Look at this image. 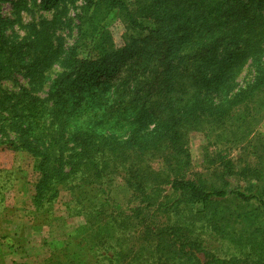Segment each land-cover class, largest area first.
<instances>
[{
  "label": "rangeland",
  "instance_id": "obj_1",
  "mask_svg": "<svg viewBox=\"0 0 264 264\" xmlns=\"http://www.w3.org/2000/svg\"><path fill=\"white\" fill-rule=\"evenodd\" d=\"M116 1L121 8L110 9L108 0H57L49 8L42 0H0V264H113L108 261L112 255L117 256V264H138L148 256V250L134 257L127 246L139 241L150 244L153 240L143 235L145 224H161L166 216L162 207L169 209V217L175 219L174 204L184 208L185 218L197 214V219L203 220L216 213L218 218H225L226 231L237 234L248 226V232L258 230L257 241L264 239V229L260 228L264 220L256 202L244 205L229 199L198 212V204L192 207L188 196L171 194L168 186L160 184L154 205L146 207L143 199L152 195L151 185L168 171L165 159L169 144L141 157L124 148L118 157L101 165L109 157L103 139L124 142L133 130L154 128L153 120L145 121V114L151 110L143 100L145 92L126 93L131 83L130 89L137 83L133 84L136 74L146 70L155 73L153 66L158 68L159 58L163 57L159 55L168 49L165 45L163 51L153 50L158 42L149 40L145 30H133L126 12L147 11L145 18L139 19L146 27L165 29L168 23H174L187 29L202 25L203 20L195 18L197 10L215 8L223 0ZM249 10L248 17L241 19L236 15L226 19L224 13H214L210 23L245 24L250 20L264 25V1L259 9ZM235 43L236 39L229 40L226 50L220 51L216 59L211 58L204 71L211 73L214 61L221 60L217 70L227 74L232 89L237 90L253 81L255 64L264 60V47L239 59L242 51L236 50ZM184 47L168 53L172 55L171 66L178 70L186 67L185 58L194 57L189 51L191 46ZM139 49L145 50L139 56L142 61L135 56ZM233 54L236 57L229 63ZM71 57L97 63L99 74L54 107L49 94L55 90V82L63 79L69 85L75 77ZM236 59L237 65L231 66ZM122 83H126V96L118 97L115 89ZM167 91H158L165 99L164 106L172 103L175 110L186 106L180 92ZM170 97L172 100L166 101ZM235 116L226 131L208 124L197 130L181 129L180 143L188 162L180 175L204 190L220 189L229 183L227 189L264 199L263 182L258 179L264 169V94L236 111ZM133 119L137 123L129 128ZM115 122V130L109 132L107 129ZM120 126L122 132L116 131ZM93 132L97 134L93 144L98 145L94 148L98 155L95 160L110 174L101 185L93 187H86L77 177L58 183L56 172L64 173L73 165L71 158L77 153L80 139L86 133L93 137ZM124 172L128 173L126 180L118 174ZM130 178L148 182L135 190L127 184ZM115 236L120 237L118 245ZM206 247L218 258H229L235 252L217 237H207ZM175 256L170 253L165 259L175 264ZM183 257L186 264H208L203 253L196 254V261L190 255ZM156 258L149 260L161 264Z\"/></svg>",
  "mask_w": 264,
  "mask_h": 264
},
{
  "label": "trees",
  "instance_id": "obj_2",
  "mask_svg": "<svg viewBox=\"0 0 264 264\" xmlns=\"http://www.w3.org/2000/svg\"><path fill=\"white\" fill-rule=\"evenodd\" d=\"M229 1V0H228ZM230 0L228 3L226 0L218 1L217 7L211 8L207 11L197 10L195 18L203 20L201 26L191 25L187 29L179 27L177 24L168 23L165 29H159V27H146L140 18H145L144 15L147 11H128V22L133 30L147 31L149 33V40L154 39L153 50L163 51L165 45L167 46V53L161 54L163 56L159 58L158 68L153 66V70L156 68L155 73L151 70H146L140 75L136 74L137 82L133 88L128 86V92L126 94L135 95L136 92H145V98L142 99L146 102V106H151L149 114H145V121L153 120L155 126L151 131H146V127H142L133 130L128 139L124 142L118 139L105 138L102 143L103 148H109V157L105 159L101 165L106 164L110 160L119 156L121 150L131 151L137 156H143L150 151H158L169 144V155L166 157L168 171L166 175L151 185L153 191L152 195L144 197L146 207L154 205V201L159 193V185H166L169 187L171 194H178V196H188V200L192 202L191 206L198 204L197 211L201 212L209 206L217 205L221 202L228 201L229 199L239 201L244 205H249L256 202L260 215L264 220V199L259 195L247 194L243 191L227 189L229 183L224 185L223 188L204 190L199 188L192 180L186 179L183 175H180L181 171L185 167L187 156H185V150L183 144L180 143L182 139V128L197 130L202 125L208 124L216 126L218 130L226 131L227 128L232 127V119L236 117V111L246 105L255 102V98L259 97L260 93L264 94V60L262 63L255 64L256 73L253 81L243 88L237 90L232 89L231 82L228 80L227 74L217 69L220 67L221 60L214 61V68L211 73L205 72L206 65L209 61L216 59V55L223 50H226V45L229 40L236 39V50L242 51V56L239 59L245 58L249 53H256L259 48L264 47V25L252 23L250 20H246L245 24H231V23H210L209 19L214 13H224L226 19L232 18L236 15L239 19L242 17H248L250 13V7L259 9L264 0ZM43 6L49 8L57 3V0H42ZM227 3V4H225ZM110 9L121 8V4L116 0H108ZM229 4V5H228ZM232 15V16H231ZM183 35L180 38L177 35ZM162 37L161 40L158 39ZM163 43V44H162ZM230 44V43H228ZM262 44V45H261ZM149 42L146 46H149ZM185 45L184 49L191 46L190 52H194L193 58H185L187 63L183 70L171 66L172 58L168 53L170 50L176 47ZM144 49H139L135 56L138 57L141 53H144ZM174 53V52H172ZM235 53V52H232ZM188 55V54H187ZM236 55L229 57V63L235 59ZM210 58V59H209ZM142 56L138 60H141ZM239 59H236L231 66L237 65ZM72 66L76 68L75 77L73 81L67 85L66 81L57 80L55 82V90L49 94L50 100L53 102V106L61 105L64 97L70 92L75 94L76 91H81L83 86L95 80L99 74V67L97 63H89L86 60L71 57ZM142 61V60H141ZM188 61H191L189 64ZM226 66L228 63H223ZM184 66V64L182 65ZM164 69L163 72L158 73V69ZM175 68V69H174ZM144 69V68H143ZM136 71H133V73ZM131 73V72H130ZM129 73V74H130ZM138 73V72H137ZM107 74H105L106 76ZM129 81V79L125 80ZM126 83L118 84L115 89V93L119 96L124 95V85ZM161 85V88H157ZM137 86V90H136ZM69 87L72 89L69 91ZM167 88V93H179L186 99V106L183 109L180 107L175 110V105L170 103L165 105L161 97L159 90ZM157 92V93H156ZM173 97L167 98L166 101L172 100ZM118 99L115 98V102ZM184 99L181 100V102ZM162 108V109H161ZM138 109V108H137ZM165 109L169 110L166 112ZM175 114V115H174ZM138 116V115H137ZM136 116V117H137ZM43 117V114H42ZM131 117V115H127ZM134 118V117H133ZM125 121V120H123ZM146 121V122H147ZM137 122L134 119L129 128H134ZM116 122L112 123L111 127L107 130L109 132L114 131ZM113 128V129H112ZM116 131L122 132V126L116 128ZM95 134V132H93ZM126 133V132H125ZM97 134L92 137V133L84 134L79 143L77 153H75L72 159V166L69 169L61 173L56 172L55 179L58 183L66 182L72 177H77L84 182L86 187H93L95 185H101L102 180L107 177L110 172H107L103 166L98 164L95 160L97 153L95 154L94 148H98V145L93 144V139ZM85 138V139H83ZM93 147V148H92ZM97 150V149H96ZM121 156H123V152ZM102 154V153H101ZM260 158V157H259ZM126 160V158H125ZM264 165V160L261 159V165ZM44 165V162L41 166ZM130 173L129 171H127ZM128 173H118L124 180ZM139 174V171L133 172ZM259 181L263 182L261 188H263L264 194V169L259 173ZM100 182V183H99ZM127 184L133 186L135 190L143 188L144 184L148 182L145 179L143 181H137L134 178L127 179ZM139 184V185H138ZM156 195V196H155ZM198 202V203H197ZM175 219L170 216L169 209L162 207L160 210L165 216V220L161 224L157 222L146 223V228L143 231V235L146 236V240H153L150 244L145 241L130 242L127 246L128 251L135 257V255L141 254L140 251L148 250V256L138 262V264H160L158 261L149 260L154 256H157V260L161 261V264H169V260L165 259L168 254L176 255L174 260L175 264H186L183 255H190L194 257L196 261V254L203 253L207 259L208 264H232L234 262H243L247 264H264V239L256 240L255 231H249V227L246 226V230L239 233H230L226 231L223 225L224 219L218 218L216 213L203 217L205 219H197V214H192L190 217L185 218V211L183 207L173 205ZM191 207V209H192ZM187 209V208H186ZM217 217V218H216ZM264 223V221H263ZM247 225V224H246ZM116 227L119 228L118 225ZM264 229V226L260 227ZM259 228V229H260ZM117 231H114V235ZM247 233V234H246ZM120 234V232L118 233ZM135 236V235H132ZM116 237V236H115ZM219 238L227 242V246L230 245L234 249V253L229 258H218L214 252H211L206 247V238ZM261 238V237H260ZM120 237H116V244ZM117 252V253H116ZM115 254H119L120 251H116ZM105 253H107L105 251ZM165 254V255H164ZM106 255V254H105ZM120 255V254H119ZM164 255V259H163ZM128 256V255H127ZM110 258V259H109ZM108 261L113 264H117L118 258L116 255L109 256ZM182 260V261H181ZM123 263V262H122ZM111 264V263H110ZM132 264V263H130ZM137 264V263H136Z\"/></svg>",
  "mask_w": 264,
  "mask_h": 264
}]
</instances>
